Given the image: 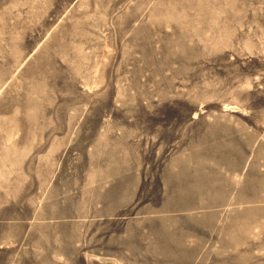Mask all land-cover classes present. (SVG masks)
<instances>
[{"label":"rangeland","instance_id":"1","mask_svg":"<svg viewBox=\"0 0 264 264\" xmlns=\"http://www.w3.org/2000/svg\"><path fill=\"white\" fill-rule=\"evenodd\" d=\"M0 264H264V0H0Z\"/></svg>","mask_w":264,"mask_h":264}]
</instances>
